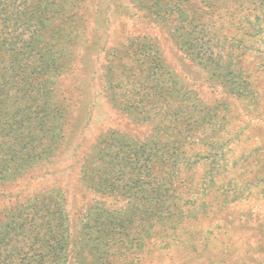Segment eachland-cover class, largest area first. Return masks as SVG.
I'll list each match as a JSON object with an SVG mask.
<instances>
[{"label": "trees", "instance_id": "obj_1", "mask_svg": "<svg viewBox=\"0 0 264 264\" xmlns=\"http://www.w3.org/2000/svg\"><path fill=\"white\" fill-rule=\"evenodd\" d=\"M131 1L168 24L179 48L214 84L258 104L256 76L245 59L264 32V0ZM91 2L0 0V182L48 160L65 140L69 116L57 86L78 50L97 43L87 27ZM114 46L106 51L105 95L151 134L101 133L81 174L86 186L124 205L89 206L74 235L58 188L18 203L0 216V264H132L133 254L158 240L196 251L195 236L184 243L182 231L210 214L228 215L242 201L238 179L229 175L238 159L228 161L222 137L228 103L207 104L186 88L150 36ZM262 180L241 183L262 196ZM252 219L248 214L245 222ZM212 236L206 232L203 242ZM223 252V260L232 256L228 243Z\"/></svg>", "mask_w": 264, "mask_h": 264}, {"label": "rangeland", "instance_id": "obj_2", "mask_svg": "<svg viewBox=\"0 0 264 264\" xmlns=\"http://www.w3.org/2000/svg\"><path fill=\"white\" fill-rule=\"evenodd\" d=\"M88 9L89 39L95 38L97 43L91 51L78 50L74 66L59 78L57 86L56 95L67 106L69 116L65 140L48 160L33 166L20 177L0 182V216L18 203L58 188L65 198L72 232L76 235L89 206L95 203L108 208L124 205V200L101 195L86 186L81 174L82 161L93 151L99 135L107 130L139 139L151 134L149 125L137 123L112 107L105 95L104 80L108 63L106 51L114 45L121 46L134 35L145 34L156 41L165 62L186 88L196 92L207 104L214 105L222 100L228 103L229 119L222 137L226 138L229 149L228 161L238 159L237 172L229 175L237 177L243 197L228 215L210 214L201 224L182 231L181 236L187 239L184 243L190 235L195 236L196 251L188 244L171 242L167 245L158 240L144 251L133 254L130 262L264 264V193L256 196L257 188L252 186L250 193L241 183L264 177L261 172L264 164V32L261 39L253 41L254 47L245 59V66L256 76L257 108V105L237 99L214 84L208 72L179 48L171 37L170 26L153 21L131 0H92ZM259 186L264 189L263 180ZM248 214H252L253 219L246 223ZM208 231L215 237H210L206 244L203 240ZM226 243L233 254L223 260Z\"/></svg>", "mask_w": 264, "mask_h": 264}]
</instances>
